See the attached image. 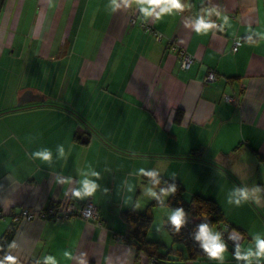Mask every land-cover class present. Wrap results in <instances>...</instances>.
I'll return each mask as SVG.
<instances>
[{
  "label": "crops",
  "instance_id": "obj_1",
  "mask_svg": "<svg viewBox=\"0 0 264 264\" xmlns=\"http://www.w3.org/2000/svg\"><path fill=\"white\" fill-rule=\"evenodd\" d=\"M181 2L157 18L145 17L136 0H115L117 7L113 0H0V238L14 230L4 257L264 264L254 255L264 240V0ZM198 18L215 27L196 32ZM236 38L243 44L233 53ZM181 51L194 58L187 70ZM207 71L213 82H203ZM37 149L50 159L34 156ZM149 173L179 182L185 200L198 194L216 202L228 239L215 229L219 256L180 257L182 246L166 231L175 212L163 206L152 208L146 239L164 247L124 239L121 214L144 212L156 195ZM83 181L95 184L91 194ZM88 201L99 223L12 220L25 208Z\"/></svg>",
  "mask_w": 264,
  "mask_h": 264
},
{
  "label": "trees",
  "instance_id": "obj_2",
  "mask_svg": "<svg viewBox=\"0 0 264 264\" xmlns=\"http://www.w3.org/2000/svg\"><path fill=\"white\" fill-rule=\"evenodd\" d=\"M181 117L182 112L177 111L174 121L179 122ZM78 140L81 141L82 137ZM82 142L85 141L82 140ZM144 179L155 190L156 195L144 212L129 210L121 214L126 226L127 236L124 239L127 242H133L140 248L148 245L164 247L163 244L152 243L146 239L147 232L153 223L152 208L159 206L167 207L174 212L181 211L188 215L187 218L182 219L181 226L177 227L175 224L166 226V231L172 241L182 246V250L178 254L180 257L184 255L186 259H195L205 253L203 247L205 241L197 239L202 225L207 226L209 235L211 229H216L225 240H228L226 233L221 230L224 217L215 201L198 194L192 196L189 200H185L184 189L179 182L154 174L145 175ZM165 194H168L166 199H164ZM13 233L14 230L9 229L0 238V260L5 256ZM168 253H171L170 250Z\"/></svg>",
  "mask_w": 264,
  "mask_h": 264
},
{
  "label": "clouds",
  "instance_id": "obj_3",
  "mask_svg": "<svg viewBox=\"0 0 264 264\" xmlns=\"http://www.w3.org/2000/svg\"><path fill=\"white\" fill-rule=\"evenodd\" d=\"M136 3L139 5L141 12L145 17L151 16L155 14L157 18L161 16L162 13L171 12L173 9H182L186 5L181 2V0H136ZM125 4H127V0H125ZM118 5L113 0V7H117ZM159 9V11H156ZM227 18H225L226 21ZM195 30L196 32H204L206 33L210 28H214L215 25L210 22H206L203 18H198L195 22ZM260 43H264V34H262ZM34 156L41 158L43 161H48L51 157V153L48 150H35L33 153ZM151 175V173H149ZM83 192L84 194H91L95 189V184H90L87 181L82 182ZM75 196H80L81 192L76 191L74 193ZM183 213L181 211H177L175 215L171 217L172 222L177 226H181ZM197 239H203L205 243L203 244L204 249L211 257L219 256L224 246L221 243H218L217 236H210L208 234L207 226L202 225L200 227L199 235ZM256 252L254 255L256 256H264V240L257 239L256 240ZM67 255V254H66ZM248 256H252L253 252L249 248ZM48 260L52 261V264H55V261L52 260V257H47ZM247 259V257H245ZM0 264H16V258L14 256H6L2 260H0Z\"/></svg>",
  "mask_w": 264,
  "mask_h": 264
},
{
  "label": "built area",
  "instance_id": "obj_4",
  "mask_svg": "<svg viewBox=\"0 0 264 264\" xmlns=\"http://www.w3.org/2000/svg\"><path fill=\"white\" fill-rule=\"evenodd\" d=\"M136 16H137V12L134 11L131 16V24L135 23ZM142 26L145 28L147 32L152 33L153 37H155L156 40L161 39L162 37L161 34L152 30L151 26L147 24L145 25L142 24ZM242 44L243 41L240 38L234 39L231 46V51L233 53L237 52ZM193 60H194L193 56L187 54L184 51L180 52V68L182 70L189 69ZM215 79H216L215 72L207 71L203 78V82L210 83L213 82ZM224 100L232 104L237 103L235 97L229 95H225ZM74 218H80L85 221H94L99 223V213L97 207L89 201L79 206L71 202H64L62 204L58 203V204L50 205L44 209L29 210L25 208L19 214L13 215L12 220L14 223H18L20 221L31 222L33 220H38V221L53 220L54 222H64ZM118 239L121 240L123 239V237H119Z\"/></svg>",
  "mask_w": 264,
  "mask_h": 264
},
{
  "label": "rangeland",
  "instance_id": "obj_5",
  "mask_svg": "<svg viewBox=\"0 0 264 264\" xmlns=\"http://www.w3.org/2000/svg\"><path fill=\"white\" fill-rule=\"evenodd\" d=\"M32 83V82H31ZM35 84V83H34ZM176 213V212H175ZM183 215H185V216H188L186 213H183ZM155 216L156 217H158V218H160L161 216H162V213H158L157 212V214H155ZM159 219H157V221H156V224L159 222L158 221ZM156 226V225H155ZM157 228V227H156ZM211 236H219L216 232H215V229H212L211 230Z\"/></svg>",
  "mask_w": 264,
  "mask_h": 264
},
{
  "label": "water",
  "instance_id": "obj_6",
  "mask_svg": "<svg viewBox=\"0 0 264 264\" xmlns=\"http://www.w3.org/2000/svg\"><path fill=\"white\" fill-rule=\"evenodd\" d=\"M29 93H30V92H29ZM29 95L34 96V97H33V100H34V101H36V100H42V98H40V97L37 96V95H33V94H31V93H30ZM23 97H24V96H23ZM26 101H27V100H26L25 98H23V100L19 102V105H22V104L25 103ZM80 131H81V129H80Z\"/></svg>",
  "mask_w": 264,
  "mask_h": 264
}]
</instances>
